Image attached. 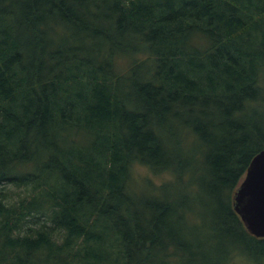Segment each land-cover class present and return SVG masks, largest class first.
Wrapping results in <instances>:
<instances>
[{"label": "trees", "instance_id": "16d2710c", "mask_svg": "<svg viewBox=\"0 0 264 264\" xmlns=\"http://www.w3.org/2000/svg\"><path fill=\"white\" fill-rule=\"evenodd\" d=\"M263 92L264 0H0V264H264Z\"/></svg>", "mask_w": 264, "mask_h": 264}, {"label": "water", "instance_id": "95a60500", "mask_svg": "<svg viewBox=\"0 0 264 264\" xmlns=\"http://www.w3.org/2000/svg\"><path fill=\"white\" fill-rule=\"evenodd\" d=\"M233 209L250 235L264 239V150L251 159L233 195Z\"/></svg>", "mask_w": 264, "mask_h": 264}, {"label": "rangeland", "instance_id": "374dc122", "mask_svg": "<svg viewBox=\"0 0 264 264\" xmlns=\"http://www.w3.org/2000/svg\"><path fill=\"white\" fill-rule=\"evenodd\" d=\"M127 61H128V64H130V62H131L130 59H127ZM263 96H264V92H263ZM132 174H133L134 182L136 183L137 190H138V188L140 186V180H142L144 178H150V179H152L155 182V184H158V185L162 184V183H165V182H168L171 179V177L169 175H164V176H161L159 178L152 177L153 175L148 173V171L145 168H142L140 166H135L134 169H133ZM203 181H204V177L202 176L200 178V183H202ZM139 190H141V188H139ZM206 250H209V247ZM232 264H252V263L249 262L248 260L244 259V258H237V259H235L233 261Z\"/></svg>", "mask_w": 264, "mask_h": 264}]
</instances>
